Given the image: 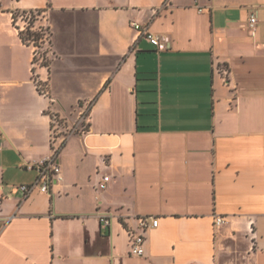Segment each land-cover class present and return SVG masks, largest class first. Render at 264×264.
<instances>
[{"label":"crops","instance_id":"obj_1","mask_svg":"<svg viewBox=\"0 0 264 264\" xmlns=\"http://www.w3.org/2000/svg\"><path fill=\"white\" fill-rule=\"evenodd\" d=\"M31 10L49 66L13 23ZM89 101L60 178L24 198L52 115L70 128ZM0 264H264V0H0Z\"/></svg>","mask_w":264,"mask_h":264},{"label":"built area","instance_id":"obj_2","mask_svg":"<svg viewBox=\"0 0 264 264\" xmlns=\"http://www.w3.org/2000/svg\"><path fill=\"white\" fill-rule=\"evenodd\" d=\"M25 17V22H28V25L33 24L36 25V21L39 17L38 12H25L22 14ZM257 17L256 14H252L250 18L251 25L253 26L256 23ZM31 24L29 28L36 29L35 26ZM16 25L20 30L25 31L28 27L25 25H21L16 22ZM134 27L140 31V34L145 36L151 43L157 46L159 50L167 49L169 40L161 36L160 34L154 33L150 30L148 23H139L135 22ZM42 34L48 35V30L44 27H37V30ZM43 40V36L39 39ZM35 55H39L38 47L35 46ZM222 74L225 78L229 75V70L227 68H223L221 70ZM39 89L47 94L45 91V87L40 84ZM92 101L81 104V109L78 114V119L76 126L70 131L71 133L75 131L86 132L89 130L88 118L89 112L92 106ZM64 129H68L66 126L62 124L61 118L57 115H52V129H51V142H52V152L47 157L35 162L34 164H29L28 167L35 169L37 172V177L34 182L30 184H22L20 185V189L24 194V198L28 197L34 190L39 189L42 192H48L50 187L53 185L55 180H58L61 175V166L59 164V154L64 146L66 139L71 134L64 133ZM70 129V128H69ZM110 181L109 175H104L98 183V189H105ZM115 214L110 211H103L100 213V222L104 227L113 226V220L115 218ZM135 225L126 226L125 229L128 234V239L130 243V251L131 254L136 256H143L145 254V244L147 241V233L151 228H155L159 225V217L154 215H139L136 218ZM224 221L222 216L215 217V225H220Z\"/></svg>","mask_w":264,"mask_h":264},{"label":"rangeland","instance_id":"obj_3","mask_svg":"<svg viewBox=\"0 0 264 264\" xmlns=\"http://www.w3.org/2000/svg\"><path fill=\"white\" fill-rule=\"evenodd\" d=\"M23 13L19 12L17 13V18H16V22L19 23V24H23L25 25V27L27 26L28 29H29V26H31V24L28 25V22H25V17L22 16ZM34 22V21H33ZM36 29H33V31H36L37 30V27H39L37 24L34 25ZM28 29H26L25 31H28ZM36 32H39V31H36ZM31 43L34 45V46H37L38 47V50H39V55L36 56L37 59H38V62L37 63H42L43 61H45V58L46 59H49L50 56H49V51H50V48L48 45H45V44H42L41 40H38L37 44H34V40L31 41ZM62 124L65 126L66 125V122L64 120H62ZM68 126V125H67ZM76 126V124H74V126L70 127V129L68 128L67 130L64 129V133H71L70 131H72V129Z\"/></svg>","mask_w":264,"mask_h":264},{"label":"trees","instance_id":"obj_4","mask_svg":"<svg viewBox=\"0 0 264 264\" xmlns=\"http://www.w3.org/2000/svg\"><path fill=\"white\" fill-rule=\"evenodd\" d=\"M25 12H35V11L34 10H31V11H23V13H25ZM37 12L38 13H41L40 10H38ZM16 18H17V14L15 13L13 15V23L15 25H16ZM31 24H33V22ZM20 36H21L22 40L25 43H31V41L34 40V44H37L38 40L42 37V33L33 31L31 28H29L28 31L20 30ZM37 62H38V59H37V57L35 55L34 56V59H33V65H36ZM42 65L49 66V60L45 58V61L42 62ZM33 71H35V66H33ZM40 84L41 83L37 82L38 87H39Z\"/></svg>","mask_w":264,"mask_h":264}]
</instances>
